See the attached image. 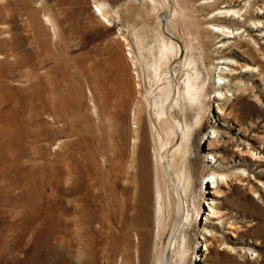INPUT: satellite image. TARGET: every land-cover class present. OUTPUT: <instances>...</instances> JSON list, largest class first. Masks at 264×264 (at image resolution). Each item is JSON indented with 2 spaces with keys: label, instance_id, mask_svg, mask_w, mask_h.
<instances>
[{
  "label": "rangeland",
  "instance_id": "374dc122",
  "mask_svg": "<svg viewBox=\"0 0 264 264\" xmlns=\"http://www.w3.org/2000/svg\"><path fill=\"white\" fill-rule=\"evenodd\" d=\"M126 1L0 0V264H88L90 236L83 227L90 213L77 222L61 210L47 209L52 192L57 204L70 206L74 197L63 190L81 175L80 189L88 201L100 188L114 185L117 190L127 187L129 202L148 210L142 240L134 238L139 228L129 225L127 246L116 223L108 220L119 239L106 245V230L98 234L95 264H156L177 218L176 197L169 192L168 203L156 161L161 144L149 126L154 119L146 99L160 84L152 78V56L137 45V35L145 33L142 46L152 45L148 26L156 25L190 45L199 75L198 102L186 101L182 110L195 126L191 191L184 197L191 220L184 225L182 264H264V163L251 162L254 155L264 157V72H245L264 69V0H168V7L183 9L176 25L128 2L134 12L127 17L130 24L123 21L124 29L108 8ZM99 2L105 4L111 25L95 15ZM229 8L241 15L224 24L233 36L223 38L207 28L205 18ZM228 68L239 74H227L224 81L221 72ZM182 78L183 73L177 75L178 86ZM116 89L125 100L122 121L111 111L119 100L109 93ZM81 112H86L85 123H80ZM172 115L180 120L182 112L176 109ZM165 141L162 135L161 143ZM143 157L148 178L142 183L136 166ZM74 163L83 170L79 176L66 174ZM218 173L225 181L216 187L212 182L215 177L219 182ZM142 186L148 192L144 201L139 197ZM156 188L164 196L165 229L154 244ZM7 191L16 197L12 207ZM252 226L253 232L248 231Z\"/></svg>",
  "mask_w": 264,
  "mask_h": 264
},
{
  "label": "bare ground",
  "instance_id": "6f19581e",
  "mask_svg": "<svg viewBox=\"0 0 264 264\" xmlns=\"http://www.w3.org/2000/svg\"><path fill=\"white\" fill-rule=\"evenodd\" d=\"M128 2L136 10H141V11L143 10L142 12L148 14V16L159 18L160 22L162 19H164V17H165V20H167L171 24L176 25V24H180L181 22V12L183 9L179 10L177 8L178 6L176 5L171 6V8L168 7V0H128L122 5L109 6L108 8L109 10L108 12H110L115 17L116 22L121 23V27L123 26L126 27L124 24L126 22L129 23V21H126V20L129 19L127 17H129L130 13L133 10V9L132 10L130 9L131 6L130 7L127 6ZM203 2H206V1H203ZM133 3H136V4L133 5ZM94 5L96 7L95 15L99 16L101 19L106 18L107 24L111 25V22L106 17L107 11H105V7H104L105 4L103 5L102 3L99 2V3H95ZM163 9L164 11L160 12ZM240 15L241 13L239 14L238 11L236 10L234 11L230 8L229 9H217L213 11L211 17L205 18V21L208 24L207 28H209L212 32H215L218 35H221L223 38H229L233 36L232 30L230 31L229 28L224 24L229 22V20L234 22L236 19L238 21ZM123 21H126V22H123ZM45 22L48 24L50 23L49 19H46ZM148 27H149L148 30L150 31L149 33H150L151 41H152V45L150 44L149 48H147L146 45L142 46L144 45L143 44L144 42H142L141 40H142V37L145 36L146 34L145 32H143V34L145 33L143 36L142 35L139 36L137 35V33L136 34L133 33V34L135 35V38H136V35L138 36L137 38L138 44L137 43L136 44L138 45L139 50L144 49L146 51V52L144 51L145 54L148 53L150 56H152L153 61L150 65V68L152 69V74L154 76L152 78H155V80L159 81V84H160L159 89H157L158 91L156 92V94H153V95L150 94V98L146 99V101H148V105L150 107V111L152 113V117L154 121L153 120L151 121L149 119L148 120H149L150 129H151L150 131L151 132L153 131L156 133V137L158 138L161 144L160 146L161 148H160V151L158 152V156H156V161H157L158 166H160L162 176L164 178V182L166 185L165 197L168 203L170 204L171 201H170L169 192H172L177 200L175 212H174L175 216L177 215V218L175 219L176 222L174 223V225L173 224L171 225L168 244L167 246L163 248L162 254L157 260L156 264H182V261L185 259V253H186L185 227L189 225V222L191 220L188 214L189 212H187L186 210L184 197L185 195H187L186 193L189 192L191 188V183H192L190 161L193 155L191 152L192 147H193L192 133H193V129L195 128L194 124H189L186 121L185 115L182 110H184V103L186 101H193L194 103L198 102L197 100L199 99V94H200L199 88L200 87H199V84L197 83V80L199 79L198 78L199 75H198V72L194 69L195 64L193 65V61L188 53L189 51L188 49H190L189 48L190 45L188 43L187 44L178 43V41L175 38V35H173L170 29L167 30V28H165V33H163L162 29L160 28L161 26L159 27V25L148 26ZM120 37L123 41H125L126 37H123V36H120ZM137 52H138V49H137ZM138 55L141 56V53ZM225 62H227V64L232 65V63L228 62L227 60H225ZM191 69H193V71H190ZM227 70L228 72H223V71L221 72V75H222L221 79H223L224 81H226L227 74H230L233 76L239 74V72H237L235 69L228 68ZM245 72H251V73L258 72L259 74H262V72H264V69L258 68L257 71H255V69H247ZM180 73L184 74V79L182 78L183 81L182 82L180 81L181 82L179 83L180 86H178V82L176 83V77ZM80 75L84 82L85 81L84 67L80 68ZM262 78H264V76H262ZM240 88H243V86L239 84L237 89L240 90ZM109 95L113 97L115 96L119 100L118 104L116 105L114 104L113 107H111L113 110L111 108L110 109L113 112V115L116 116L115 118H118L120 121H122L124 119V109H125V100L122 96V93L118 92V90L117 91L113 90V91H110ZM176 109H179L182 112V117L180 118V120L175 119V117L172 115V111H175ZM92 112L98 118L97 109L94 106V104H92ZM84 113H82L81 116H79L81 119L80 123H85L86 121V116ZM139 123L140 122L138 121V124ZM162 135L166 138V141L164 143H161ZM78 145L76 147H78ZM72 152L74 153V151ZM64 156L66 157V154ZM251 162H253L254 164H259L262 162L264 163V157L260 158L259 156L254 155L253 157H251ZM146 164H147L146 158L143 157V158H140V162L138 163V166H136L137 173L141 177L142 183L145 182V180L147 181V178H148L147 176L148 171L146 168ZM85 167L86 166H84V168ZM63 168L65 167L63 166ZM82 171L83 170L80 169L78 164L74 163V166H71L66 169V174L71 175L72 173H75V174H78L79 176L80 173H83ZM119 172L120 170L118 171V173ZM214 174L215 173H213V175ZM217 176L219 177V182H218L217 177H215L214 182H212L214 185H216V187L222 185V181H225L224 180L225 176L222 173H218ZM81 178H82V175L75 178L73 185L63 190V193L65 195L74 197L72 201L69 202V204H71L70 206L62 202L60 205L57 204L56 202L57 200L53 196L52 194L53 192H52L47 195V209H48V212L50 213L53 211L55 212L56 210H61L62 212H64L65 215L69 217L71 216V218L69 219L76 218L77 222L82 220V218H84V215L86 217L88 212L90 213L88 222L86 223V225L84 224L85 227H83V232H84V235L90 236L88 238V240L90 241L88 243V247L86 250V253L88 256V264H95L94 251H95L96 245L99 243V240H97L98 234L101 233L102 230H106L104 232L106 233V240H104L105 242L104 244L106 245H111V244L114 245L116 243V240L119 239L118 237L121 236V239L126 240L127 242L126 246H127L128 239H126L127 238L126 235L128 234L129 225H130V226H135L139 228V230L134 233V238L138 241L142 240V237L144 236V232L142 228L145 231V228L147 229L149 227L148 210L144 206L132 204L131 202H129L128 196H127L129 193V189L127 187H123L122 189L117 190L114 185H110V184H109L110 186L106 187V189H104L105 187L103 189L100 188V192L97 193V195L91 201H88L86 199V196H84V194L81 192V189H80V186L82 184ZM7 190H9L8 187H7ZM7 193L12 199L11 203L9 202L10 203L9 205L12 207L15 203L14 199H16V197L12 196V194L8 191ZM33 197H34L33 194L30 192V199H32ZM139 197H140V200H143V201L148 199V192H147L146 186H142ZM153 201H154V204H153L154 205V220H153L152 241L154 242V244H156L161 239L163 235V231L165 229V223L163 224L164 218H165L164 196L161 190H159V188L155 189ZM192 208H193V212L197 214L198 212L195 211L194 205ZM131 211H132V214L129 213ZM212 212L215 213L213 209H212ZM66 219L68 220V217ZM108 220H112L116 223L117 225L116 232L120 233L118 237L117 235L114 236L115 231H113L112 229L110 230L109 227L107 226ZM68 221L72 222V220H68ZM185 224L186 226H184ZM73 226H74V223H73ZM253 229L254 227L252 226L250 227V229H248V231L253 232ZM84 240L86 241L85 238ZM204 250H206L205 247H204ZM171 253H173V256H171Z\"/></svg>",
  "mask_w": 264,
  "mask_h": 264
}]
</instances>
